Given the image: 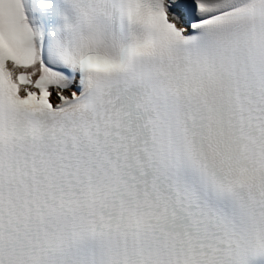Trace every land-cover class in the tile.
I'll return each mask as SVG.
<instances>
[{
  "label": "snow or ice",
  "instance_id": "snow-or-ice-1",
  "mask_svg": "<svg viewBox=\"0 0 264 264\" xmlns=\"http://www.w3.org/2000/svg\"><path fill=\"white\" fill-rule=\"evenodd\" d=\"M0 264H264V0H0Z\"/></svg>",
  "mask_w": 264,
  "mask_h": 264
}]
</instances>
